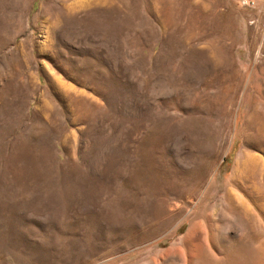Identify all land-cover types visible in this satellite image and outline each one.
<instances>
[{
  "label": "rangeland",
  "instance_id": "obj_1",
  "mask_svg": "<svg viewBox=\"0 0 264 264\" xmlns=\"http://www.w3.org/2000/svg\"><path fill=\"white\" fill-rule=\"evenodd\" d=\"M0 264H264V0H0Z\"/></svg>",
  "mask_w": 264,
  "mask_h": 264
},
{
  "label": "built area",
  "instance_id": "obj_2",
  "mask_svg": "<svg viewBox=\"0 0 264 264\" xmlns=\"http://www.w3.org/2000/svg\"><path fill=\"white\" fill-rule=\"evenodd\" d=\"M241 2L244 3V4H249V3L250 4L251 3L254 4L255 0H241Z\"/></svg>",
  "mask_w": 264,
  "mask_h": 264
}]
</instances>
